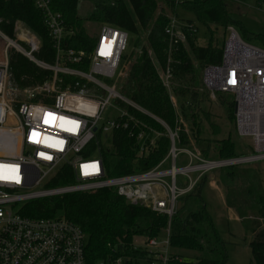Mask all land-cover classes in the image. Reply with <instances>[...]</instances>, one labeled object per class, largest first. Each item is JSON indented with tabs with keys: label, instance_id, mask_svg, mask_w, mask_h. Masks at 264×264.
Returning <instances> with one entry per match:
<instances>
[{
	"label": "built area",
	"instance_id": "obj_1",
	"mask_svg": "<svg viewBox=\"0 0 264 264\" xmlns=\"http://www.w3.org/2000/svg\"><path fill=\"white\" fill-rule=\"evenodd\" d=\"M32 1L51 42V63L37 58L41 40L23 24L14 25L12 36L0 30V264H86L85 236L79 227L60 214L40 219L21 216V208L31 201L108 189L128 204L144 206L170 222L178 199L190 193L206 173L264 160V49L244 41L236 28H226L221 62L202 68L201 86L211 95L233 96L234 130L239 138L250 140V155L205 161L188 149L178 148L176 131L118 93L116 82L123 76L119 68L128 49L126 32L102 25L92 50L85 55L67 47L70 33L62 17L51 11L49 1ZM157 1L180 6L194 0ZM222 1L250 9L264 19V0ZM167 19L166 65L160 73L166 88L172 80L171 66L178 47L197 34L194 24L173 16ZM13 55H20L48 76L34 86L14 88ZM86 61L87 71L74 68ZM111 100L118 107L111 105ZM108 107L117 117L102 121ZM118 131H125L138 142L140 157L153 151L162 138L169 141L168 151L149 170L108 178L99 150L105 138ZM181 155L188 163L176 168ZM63 167L72 184L48 187ZM178 176L186 179L184 187L178 186ZM166 232L165 242L155 238L141 245L155 259H137L135 264L167 263L169 229ZM130 261L119 258L114 264Z\"/></svg>",
	"mask_w": 264,
	"mask_h": 264
},
{
	"label": "trees",
	"instance_id": "obj_2",
	"mask_svg": "<svg viewBox=\"0 0 264 264\" xmlns=\"http://www.w3.org/2000/svg\"><path fill=\"white\" fill-rule=\"evenodd\" d=\"M48 1L51 11L62 17L70 33L67 47L75 51L87 55L93 48L94 37L85 27L87 22L96 23L100 27L110 25L132 36L133 41L128 44L130 51L140 45L143 39L141 51L135 58L132 54L122 57L125 65H130L123 82L117 84L119 93L176 131L181 149L196 147L205 159L211 148L217 160L237 158L230 137L217 139L221 131L215 129L216 125L209 122L203 110L207 95L198 75L199 69L204 66L220 64L226 28L233 26L238 30L240 27L222 0H194L181 6L205 28L209 40L205 46H199L195 36L188 38L184 46L178 47L173 57L172 80L168 88L160 77L166 65L167 39L164 28L168 19L159 6L162 4L172 11V5L157 0H91L92 9L83 19L78 16V0ZM16 23L23 24L39 37L41 49L37 58L51 63V42L42 15L32 0H0V30L12 36ZM217 30H221V35L215 39ZM240 35L244 41L260 43L264 48L262 36L249 34L243 28ZM74 68L87 71V61ZM47 76L48 73L40 71L20 55H13L11 83L14 88L34 86L43 82ZM221 100L218 98V105L225 114V122L233 120L234 126V103ZM140 119L163 131L150 120L144 117ZM202 124L208 129L211 140L215 141L199 137ZM97 138L100 139V135ZM105 140L99 156L108 178L149 170L165 157L169 148L168 139L162 138L153 151L140 157L138 142L129 138L125 131L114 132ZM226 178L231 181L230 185H226V206L236 211L245 232L252 236L248 244L251 259L255 264H264L263 187L257 177L249 176V171L232 170ZM205 182L202 177L190 193L178 199L176 213L170 222L144 206L128 204L114 190L108 189L31 201L23 205L20 214L34 219L54 218L60 214L79 227L85 236L86 264H114L119 258L131 260L126 264H135L137 259L147 260L152 254L147 249H135L134 241L137 238L145 242L157 239L165 229H169L168 247L171 250L166 264H227L226 244L215 230L207 205L201 197ZM71 184L70 174L63 167L48 187ZM179 251L198 252L201 256L192 262L182 258L177 253Z\"/></svg>",
	"mask_w": 264,
	"mask_h": 264
},
{
	"label": "rangeland",
	"instance_id": "obj_3",
	"mask_svg": "<svg viewBox=\"0 0 264 264\" xmlns=\"http://www.w3.org/2000/svg\"><path fill=\"white\" fill-rule=\"evenodd\" d=\"M164 3H168L173 6V10L170 11L166 6H159V9L164 10V13L166 17H176L182 21H187L192 24H194L196 28V39L197 44L199 46H205L209 40V36L206 33L205 28L197 23L196 19L193 17V15L186 10H183L181 6H175L172 3L160 1ZM226 5V9L228 12H230L233 15L234 20L238 22L240 25L239 29L237 30L241 34V28H243L247 33L253 34V35H260L264 38V19L263 17L258 14L257 12H254L252 10L246 11L244 7H238L236 5H233L229 2H224ZM92 9V1L91 0H78V16L80 18H85L89 12ZM85 27L87 31L92 33L93 37H96L100 26L96 25V23L87 22L85 24ZM221 35V30H217L215 33V39L219 38ZM128 44L133 41V37L128 35ZM141 42H143V39L140 40V45H138L136 48H133L131 51L127 49L125 55L129 56L132 54L134 58L140 53L141 51ZM253 44V43H251ZM260 44V43H259ZM253 44L257 46L258 48H263V46L260 44ZM144 45V44H143ZM142 45V46H143ZM1 42H0V49H1ZM264 49V48H263ZM131 60L130 62H132ZM130 63L125 65V62L122 61L120 64L119 71L123 72V76H120V80L116 82V89L124 80V77L129 69ZM202 69H199L198 75L200 74L201 77ZM118 91V90H117ZM119 93V91H118ZM207 97L203 104V110L207 113V118L209 122L216 125L215 129H220V134L218 135L217 139H222L226 137H230L231 141L234 143V154L235 157L241 158L249 156V148H250V140L249 139H242L239 138L234 130L233 126V120L230 121V123L225 122V114L221 110L220 106L218 105L219 101L218 98H221L222 100H225L226 103H233V96L230 94H224L217 96L211 95L207 92H205ZM124 97V96H123ZM220 100V99H219ZM221 100V101H222ZM111 105L118 107L114 100H111ZM117 117V113L113 110V108L108 107L107 110L102 115V121H108L113 120ZM188 129V128H187ZM186 129V130H187ZM201 134L200 138L203 140H211V137L208 133V129L206 128L205 124H202L201 126ZM188 132V131H187ZM194 135L196 134L195 131L193 132ZM190 134V133H188ZM215 141V140H211ZM213 147V143L211 144ZM178 148H180L178 146ZM181 149V148H180ZM190 151L194 152L195 154H198L202 159L205 161H215L217 158L214 156V152L209 150V156L207 159L203 158V155L200 153L199 150H197L196 147H192ZM188 163L185 156L181 155L177 159L175 163L176 168H181L185 166ZM166 168H168L166 166ZM249 171V176L251 178L257 177L258 181L263 187L264 190V160L254 162V163H248V164H242L239 166L233 167V169L223 167L220 169L212 170L208 173H206L203 178H205V184L202 187L201 190V197L203 202L207 205V211L211 216L213 225L215 230L220 235V238L224 241L226 244V251H227V264H255L253 260L251 259L250 250L248 248V244L251 242V234L246 233L242 223L238 220V215L236 211L232 209H228L226 206V185H230L231 181L226 178V175L230 171ZM177 183L179 187H184L186 184V179L183 177L178 176L177 177ZM235 185H238L235 182ZM178 206V204H177ZM168 229L163 230L160 235L157 238L158 242H165L167 239V231ZM145 244L144 239H136L134 241V247H140L141 250L145 249V247L141 246ZM169 254L171 253V250H169ZM182 258L188 261L194 262L197 260L201 254L198 252H190V251H179L177 252ZM155 259V256L149 255L147 257V260L152 261Z\"/></svg>",
	"mask_w": 264,
	"mask_h": 264
},
{
	"label": "crops",
	"instance_id": "obj_4",
	"mask_svg": "<svg viewBox=\"0 0 264 264\" xmlns=\"http://www.w3.org/2000/svg\"><path fill=\"white\" fill-rule=\"evenodd\" d=\"M239 220V219H238ZM251 236V235H250ZM251 240H252V236H251Z\"/></svg>",
	"mask_w": 264,
	"mask_h": 264
}]
</instances>
